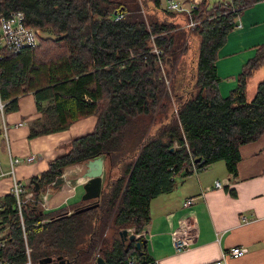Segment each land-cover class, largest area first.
Returning <instances> with one entry per match:
<instances>
[{
    "label": "trees",
    "instance_id": "obj_1",
    "mask_svg": "<svg viewBox=\"0 0 264 264\" xmlns=\"http://www.w3.org/2000/svg\"><path fill=\"white\" fill-rule=\"evenodd\" d=\"M253 1L203 0L193 10L199 22L188 28L187 12L168 9L166 0H0V11H23L26 24L41 29L35 46L0 48L4 110L35 95L42 114L31 123L30 137L96 116L91 130L72 136L67 150L30 178L28 191L35 182L40 191L53 188L77 163L97 156L105 161L94 208L63 215L86 201L45 211L37 200L21 209L12 192L1 197L0 261L30 257L39 264L62 255L69 264H92L101 255L105 264H129L130 258L152 264L148 245L136 244L142 237L126 239L120 231L145 229L153 198L175 189L177 176L224 160L234 178L241 146L264 134V75L248 94L264 63V44L242 65L227 96L216 70L220 47Z\"/></svg>",
    "mask_w": 264,
    "mask_h": 264
},
{
    "label": "crops",
    "instance_id": "obj_2",
    "mask_svg": "<svg viewBox=\"0 0 264 264\" xmlns=\"http://www.w3.org/2000/svg\"><path fill=\"white\" fill-rule=\"evenodd\" d=\"M261 44H264V0H254L243 9L239 24L229 32L218 51L216 70L219 91L223 96L236 86L242 65L255 55L257 45ZM253 77L248 88L253 84ZM41 114L33 93L19 97L18 109L0 110V198L12 190L10 155H35L32 161L15 165L16 176L28 183L31 177L47 169L55 156L67 150L64 144L76 132L91 130L96 122V116L90 115L73 122L67 129L30 137L31 123ZM4 126L7 140L3 135ZM240 150L241 159L234 178L227 166L225 169L224 165H219V171L211 179H205L203 175L198 179L191 178L193 173L181 177L183 181L175 189L153 198L147 225V245L149 254L159 264H215L222 257V252L234 245L248 246L249 251L240 257L226 255L223 264H264V134L243 144ZM69 171L70 176L75 173L73 171H79L73 179L84 176V164L72 165ZM217 179L223 183L222 187L214 186ZM81 185L70 196L72 199L77 196ZM56 189L68 193L66 183ZM230 189H234L235 194ZM188 197H192L193 202L185 205L183 201ZM186 212L190 214L189 220L196 222L198 233L192 245L178 251L172 232ZM241 215L251 220L243 221Z\"/></svg>",
    "mask_w": 264,
    "mask_h": 264
},
{
    "label": "built area",
    "instance_id": "obj_3",
    "mask_svg": "<svg viewBox=\"0 0 264 264\" xmlns=\"http://www.w3.org/2000/svg\"><path fill=\"white\" fill-rule=\"evenodd\" d=\"M203 0H190V2L186 3L182 0H166V7L168 9H174L178 11H185L189 15V19L185 23V26L188 28H193L198 22L199 19L197 14L194 15V8L199 5ZM122 14L118 13L116 18H120ZM239 24V23H238ZM237 24V25H238ZM236 25V26H237ZM235 26V27H236ZM234 27V28H235ZM41 36V30L38 27L27 25L25 22V13L23 11H15L10 10L7 13L5 11H0V48H5L11 50L13 52H18L24 47L35 46L39 43ZM155 36L152 35V38ZM153 51L158 54L159 62L162 63V49L160 47L154 46ZM1 55V53H0ZM167 83L169 82L166 80ZM5 108V102L0 99V110L3 111ZM5 139H8V134L6 131V127L4 126ZM35 158V155L29 154L25 157L13 156L10 155L9 164L11 169L9 172L13 175V185H12V194L15 195L17 199L18 206L22 209V206L27 201L37 200L39 205L45 211L52 209L53 207H59L64 205L65 202L68 201L70 196L75 194V190L79 184H83L86 181V177L80 176L75 180L70 178H66V173L64 177L66 178L65 183L68 185V195L56 206H52L50 204L49 199V187L44 191H39L40 195L37 198L34 195L33 191H28L27 183L21 181L15 174V165L17 163H21L22 161H32ZM197 172V170H195ZM215 187H222L223 183L220 180H216ZM185 205H189L193 202L192 197L186 198L184 201ZM55 205V204H54ZM190 214L186 212L180 218L179 226L172 232V239L174 246L178 251L188 248L196 241V236L198 233L197 224L195 221L189 220ZM241 219L243 221H250L251 218L246 215H241ZM128 234H135L136 237H146L148 238V230L143 229L142 231H135L134 227L127 228ZM1 235V234H0ZM4 245V241H0V246ZM29 250V249H28ZM249 248L245 245H234L229 250L222 252V257L215 261V264H223L226 258V255H230L232 257H240L244 253L248 252ZM29 252V251H28ZM0 264H33L30 257H28L27 261L23 263H15L10 260L4 259L0 261ZM92 264H99L97 259L93 261ZM129 264H137L134 258L129 259ZM152 264H159V262L154 259Z\"/></svg>",
    "mask_w": 264,
    "mask_h": 264
},
{
    "label": "water",
    "instance_id": "obj_4",
    "mask_svg": "<svg viewBox=\"0 0 264 264\" xmlns=\"http://www.w3.org/2000/svg\"><path fill=\"white\" fill-rule=\"evenodd\" d=\"M201 158L198 157L196 161H200ZM84 164V177H86V181L83 184L84 192L82 194V200H91L87 203L82 204L71 212H82L91 208H94L99 204V197L101 196L103 190V175L105 168V161L103 156H97L90 158L86 161L82 162ZM64 178L63 176L58 177L56 181L53 182V187L60 188L63 185ZM34 190L38 192L40 190V185L38 182H35ZM52 193H50L51 197ZM69 211H65L64 214L71 213ZM120 234L125 236V238H129L131 240L136 239L135 234H128L127 229H122ZM136 244L138 248H142L143 246H147V238L142 237L141 239H137ZM97 261L99 264H105V259L103 256L99 255L97 257ZM39 264H69V260L64 258L62 255L58 257L46 256L39 260Z\"/></svg>",
    "mask_w": 264,
    "mask_h": 264
},
{
    "label": "rangeland",
    "instance_id": "obj_5",
    "mask_svg": "<svg viewBox=\"0 0 264 264\" xmlns=\"http://www.w3.org/2000/svg\"><path fill=\"white\" fill-rule=\"evenodd\" d=\"M194 45H196V44H194ZM263 75H264V63L261 64V66L259 67V69L256 71V73H255V75L253 77V84L252 85L250 84V86L248 88V94H249L250 97L253 96V94L255 92V86H256L257 82L263 77ZM169 83L170 82H168L167 84L169 85ZM79 133H81V132L79 131V132H76L75 134H79ZM69 135H73V134H69ZM64 145H67V148H68V142H67V144H64ZM219 165H224V168L226 169L225 161L224 160H218L215 163L210 164L208 167L203 168V169L195 172L194 175L191 178H197L198 179L199 177H201L200 175H203V178H205V179H211L219 171ZM68 171H69V169H68ZM68 171H67V175H68V177H71L70 174H69L70 171L69 172ZM73 172H75V173H73V175H75L76 173H79V171H77V172L76 171H73ZM81 173H82V171H81ZM176 179H177V187H178V184L180 183V181H183V180L181 179L180 176H177ZM50 189L52 190V193H53V195H52V197L50 199V204L51 205H53L55 203L57 204V203L61 202L63 200L64 196L66 194L68 195L67 191L58 192V190L56 188H54V187L53 188H50ZM83 192H84V186L81 185L78 188V194H77V196L74 199H72L71 197H69V199L70 198L71 199L70 200L68 199V201L65 202L63 206H67L69 203L72 204L74 202V200H80L82 198V193ZM145 229H147V226H146ZM85 244H83V245H85Z\"/></svg>",
    "mask_w": 264,
    "mask_h": 264
},
{
    "label": "clouds",
    "instance_id": "obj_6",
    "mask_svg": "<svg viewBox=\"0 0 264 264\" xmlns=\"http://www.w3.org/2000/svg\"><path fill=\"white\" fill-rule=\"evenodd\" d=\"M41 30V29H40ZM66 173V178H70V179H72V180H75V179H73V178H71V177H68V175H67V171H65L63 174H62V176H63V178H64V182H63V184L65 183V180H66V178L64 177V174ZM103 177H104V175H103ZM84 184V183H83ZM49 188H51V187H49ZM40 191V190H39ZM38 191V192H39ZM36 191L34 190V193H35ZM49 194H50V192H49ZM49 199H51V197L49 196ZM63 206V205H62ZM62 206H59V207H62ZM59 207H53L54 209H56V208H59ZM52 208V209H53ZM52 209H50V210H52ZM71 210H73V209H69L68 211L69 212H71ZM49 211V210H48Z\"/></svg>",
    "mask_w": 264,
    "mask_h": 264
},
{
    "label": "flooded vegetation",
    "instance_id": "obj_7",
    "mask_svg": "<svg viewBox=\"0 0 264 264\" xmlns=\"http://www.w3.org/2000/svg\"><path fill=\"white\" fill-rule=\"evenodd\" d=\"M94 199H91V200H86V202H84V203H87V202H89V201H93ZM125 237V236H124Z\"/></svg>",
    "mask_w": 264,
    "mask_h": 264
}]
</instances>
